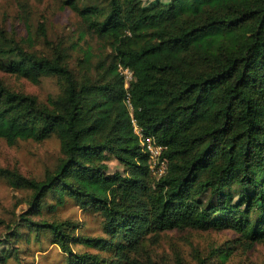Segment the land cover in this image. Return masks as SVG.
<instances>
[{"label": "trees", "instance_id": "trees-1", "mask_svg": "<svg viewBox=\"0 0 264 264\" xmlns=\"http://www.w3.org/2000/svg\"><path fill=\"white\" fill-rule=\"evenodd\" d=\"M64 5L111 40L110 53L96 61L103 75L75 71L61 45L52 54L29 50L0 26L1 70L34 83L53 75L61 85L59 94L43 102L0 77V137L14 144L55 136L63 153L44 180L2 166L0 176L33 189V207L54 193L60 202L68 196L86 210L105 213V229L127 242L126 264H140L130 253L147 235L170 228H232L251 243L263 242L264 0H169L149 6L143 0H65ZM38 30L47 37L43 22ZM93 56L85 50L83 69ZM121 66L133 71L129 86ZM225 84L206 127L186 126L212 89ZM131 112L166 146L167 169L160 177L150 169ZM110 157L123 169L109 171ZM23 219L37 234L53 236L67 253V264H109L72 249L70 221Z\"/></svg>", "mask_w": 264, "mask_h": 264}, {"label": "rangeland", "instance_id": "rangeland-1", "mask_svg": "<svg viewBox=\"0 0 264 264\" xmlns=\"http://www.w3.org/2000/svg\"><path fill=\"white\" fill-rule=\"evenodd\" d=\"M143 1L149 6L169 0ZM64 2L0 0V26L16 33L26 48L41 54H52L54 47L61 45L75 71L101 77L103 72H98L96 61L99 56L106 57L110 53L111 40L89 29ZM41 22L45 24L46 38L38 30ZM85 50H90L94 56L91 64L83 69ZM0 77L13 88L32 93L43 102L61 92L59 80L53 75H44L34 83L0 69ZM226 89V84L212 89L199 114L186 120L185 125L203 130ZM62 157L60 142L55 136L42 141L19 140L14 144L0 137V166L26 176L44 180L46 172L54 171ZM107 163L109 171L123 169L115 158H107ZM12 182V178L0 176V219L5 220L0 224V256L7 255L0 264H67V253L54 242L53 236L43 231L37 234L23 219L25 216L70 221L69 232L75 237L71 246L75 252L97 254L106 258L109 264H126L127 242L120 233L105 229V213L86 210L68 196L60 202L54 193L45 196L43 206L33 207L34 190ZM83 236L99 237L103 242L93 245L84 241ZM130 257L134 260L140 257V264H179V259L187 264H198L199 261L205 264H264V241L251 243L232 228H170L147 235L141 248L131 252Z\"/></svg>", "mask_w": 264, "mask_h": 264}, {"label": "built area", "instance_id": "built-area-1", "mask_svg": "<svg viewBox=\"0 0 264 264\" xmlns=\"http://www.w3.org/2000/svg\"><path fill=\"white\" fill-rule=\"evenodd\" d=\"M121 72L125 76L126 86H129L131 80L134 77L133 71L128 67H120ZM128 103H130V96L128 95ZM132 121L134 125V130L139 136L142 149L149 154V166L152 173L156 177H160L167 169V161L162 157L163 152L166 148L162 143L157 141L154 135L148 134L144 129L138 125L136 119L134 118L133 112H131Z\"/></svg>", "mask_w": 264, "mask_h": 264}]
</instances>
